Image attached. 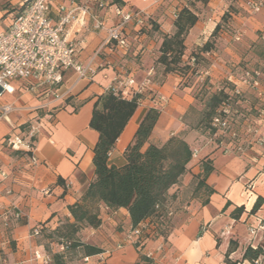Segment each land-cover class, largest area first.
I'll use <instances>...</instances> for the list:
<instances>
[{
    "label": "crops",
    "instance_id": "1",
    "mask_svg": "<svg viewBox=\"0 0 264 264\" xmlns=\"http://www.w3.org/2000/svg\"><path fill=\"white\" fill-rule=\"evenodd\" d=\"M28 1L12 0L10 4L23 7ZM81 1L91 6L92 0ZM121 1L125 11L151 17L158 30L152 33L155 42H147L149 38L145 35L131 33L137 27L134 22L127 25L124 34L128 42H136L129 52L116 50L117 54L126 56L133 52L138 57L126 64L120 62L107 46H103L105 33L92 31L89 22L86 29L72 38L77 43L74 62L80 66L92 62L95 68L90 80L77 82L73 73L68 71L57 90L58 94L70 90L62 99L42 93L33 96L17 83L12 84L13 93L0 98V105L15 108L13 113L0 119V264H42L33 258V253L39 251L43 255L44 247L50 254L62 253L59 244L31 237L30 233L35 226H42L50 232L64 221L72 222L67 207L77 202L93 179L92 151L98 138L88 126L93 103L105 94L115 76L128 75L137 82L142 81L149 70H153L155 53L152 49L160 45V34L170 35L173 31L175 0ZM59 5L68 7L70 0L49 3V16L53 21L57 19ZM209 5L215 11L199 18L190 29L185 40L188 48L205 43L217 23L215 13L225 8V0H209ZM7 13L0 0V25L5 24V27L9 21ZM93 13L107 28L118 22L111 7L93 9ZM233 18L238 30L252 25L239 14ZM223 38L229 41L227 35L224 34ZM148 90L166 99L148 143L161 146L171 136L184 133V140L195 148L197 133L188 131V125L183 121L193 104L188 90L180 89L177 77L171 75H167L161 84L152 83ZM151 107L150 96L141 95L137 110L108 155L109 165L120 167L125 163V149L132 142L141 118ZM29 120L37 126L33 138L36 166L30 164L28 155L14 153L4 142L10 135L21 136L19 127ZM213 167L214 171L205 184L215 193L207 198V204L202 205L199 198L190 196L189 172L169 191L175 196L170 202L173 226L165 240L149 236L142 240L141 251H137L132 243L124 241L131 228L127 212L123 209L109 212L101 207L100 226L84 229L79 239L102 253L85 257L77 250L64 251L67 264H144L140 255L148 253L153 264H225L224 254L230 240L237 243L230 260H238L247 246H257L264 239V173H259L260 164L244 157L220 156L215 159ZM194 171L197 169L191 173ZM248 184L250 187L245 189ZM258 197L263 200L258 211L248 214ZM241 206L244 213L238 220L232 219L230 213ZM16 213L18 219L14 218ZM251 228L256 230L255 236L249 234ZM119 245L121 248L116 249Z\"/></svg>",
    "mask_w": 264,
    "mask_h": 264
},
{
    "label": "trees",
    "instance_id": "2",
    "mask_svg": "<svg viewBox=\"0 0 264 264\" xmlns=\"http://www.w3.org/2000/svg\"><path fill=\"white\" fill-rule=\"evenodd\" d=\"M234 4H242L246 11L248 0H232ZM109 5L123 7L121 0H109ZM173 20V31L170 35L160 34L161 43L158 49V58L155 63L162 66L161 77L178 71V65L188 52L185 40L190 29L197 23L199 15L185 6L176 12ZM231 16L232 14L229 13ZM143 20L146 17L142 16ZM134 22V21H133ZM220 26L216 23L210 38L216 35ZM157 30V27H154ZM158 31V30H157ZM156 32V31H155ZM127 50H130V43L125 34ZM210 40L198 48L200 54H206L210 50ZM112 52H117L112 46H108ZM189 60L193 58L188 55ZM128 76V75H125ZM124 76V77H125ZM156 75L151 77V82L161 84L163 80L157 81ZM132 77V76H131ZM180 88V87H179ZM191 93L190 88L183 87ZM232 91V89H231ZM155 93L147 90L145 95L153 96ZM141 96H134L132 99H124L119 94L105 92L96 98L93 103L92 113L89 120V128L98 135L97 142L93 148L92 164L94 167L93 179L82 191L77 202L67 207L72 222L64 221L53 231L46 232L40 226L39 234L36 238H43L63 246L62 253L50 254L47 248H43L42 253L49 259L48 264H67L64 251H79L85 257L95 256L102 251L98 248L84 244L79 239L80 232L86 228L96 229L101 224L100 208L103 207L109 212L123 209L127 212L131 228L146 225L147 231L133 246L137 251H141V243L149 236L152 239L165 240L173 226L170 214V202L175 197L169 191L179 185L183 176L188 173V165L191 163V154L194 148L184 140V133L171 136L163 145L154 146L148 143L151 132L158 120L160 110L149 108L141 118L132 142L124 152L125 163L120 167L109 165L108 155L113 150L116 141L127 126L128 122L138 108V101ZM231 101L228 92L223 88L214 92L204 103V107L198 115L197 126L210 130L215 134L217 131L228 133L230 131L229 118L224 111ZM215 119L225 123V127L217 130L213 127ZM29 126H21L20 130L25 134ZM197 132V131H196ZM198 133V132H197ZM28 155L26 152L13 151ZM212 160L200 162V172L193 177L197 183L193 192L204 189L206 200L202 205L207 204V198L215 192L209 188L205 181L213 173ZM193 185V182L191 183ZM191 187V186H190ZM193 196V195H192ZM194 197V196H193ZM262 199L258 197L248 214L252 215L258 211ZM228 206V203L225 207ZM244 213V208H235L230 217L238 220ZM157 220H165V227H157ZM237 249V243L230 240L226 253L224 254L225 264H240V261H231L230 255ZM84 257V258H85ZM264 259L263 248L260 246H247L242 254V261L254 262L257 258ZM140 260L144 264H153L150 258L140 255Z\"/></svg>",
    "mask_w": 264,
    "mask_h": 264
},
{
    "label": "rangeland",
    "instance_id": "3",
    "mask_svg": "<svg viewBox=\"0 0 264 264\" xmlns=\"http://www.w3.org/2000/svg\"><path fill=\"white\" fill-rule=\"evenodd\" d=\"M11 1L1 0V7L8 10L6 19L9 18V21H7L6 26L23 10V7H19V5L12 6ZM175 1L174 10L176 12L187 6L198 14L199 18H204L209 11H215L209 5V0ZM240 4L242 3L240 2ZM240 4H234L232 0H225V8H222L218 14L213 12L220 28L215 36L207 39L210 40L211 46L209 52L206 54L198 52V48L204 43L187 47L188 52L185 53L181 64L178 65V71L171 74V76L177 77L180 88H190V95L193 98V104L189 107L186 116H183V121L187 123L188 131L198 132H196V147L194 148L198 151V156L191 160L188 165V172L190 173L189 186H191L189 194L201 201L207 197L205 190L202 188L193 192L194 185L197 183L193 177L200 172L201 161L212 160L214 165L215 159L220 156L250 158L260 164L259 173H264V20H262L264 10L259 16L258 14L251 15L243 7H240ZM91 6L93 9H97L96 3L91 2ZM229 13L232 15L230 16ZM238 14L240 18L249 21L252 25L242 27L243 30H238L234 25L235 19L233 18L234 15ZM236 24L239 27L242 26ZM154 27L153 19L146 17L143 25L137 26L136 30H132L131 33L140 36L145 35L146 38H149L147 42L150 40L155 42L152 33H157V30ZM4 28L5 24L0 25V29L3 30ZM224 34L228 36L229 41L223 38ZM133 42L136 40H129L131 49ZM158 49L159 46L152 49L155 53L152 57V67L156 80L161 81L163 79L160 74L163 67L158 65L156 70L155 64H153L159 56ZM113 53L115 58H119L120 62L125 64L138 57L137 55L135 57L133 52L126 56H121L115 51ZM190 54L193 55L195 61L189 60L188 55ZM221 88L228 92L231 99L230 104L225 107L230 131L228 133L217 131L213 134L210 130L200 129L197 126L198 115L208 97ZM24 125L29 126V130L31 126L37 128L30 120ZM20 132L21 134L24 133L21 130ZM193 169H197V172L191 173ZM192 182L193 185H191ZM248 186L250 187L248 184L245 189H248ZM155 223L158 225L157 227H165V220H157ZM258 246L262 247L264 252V239L260 241ZM236 261H240V264H255V262L256 264H264L262 257L257 258L254 262H247L242 261L241 255Z\"/></svg>",
    "mask_w": 264,
    "mask_h": 264
},
{
    "label": "built area",
    "instance_id": "4",
    "mask_svg": "<svg viewBox=\"0 0 264 264\" xmlns=\"http://www.w3.org/2000/svg\"><path fill=\"white\" fill-rule=\"evenodd\" d=\"M51 1L29 0L20 14L13 18L8 26L0 30V98L5 94L13 93L12 84L17 83L25 92L33 96L42 93L62 99L70 93V90L62 94L57 93L63 84V76L66 72L71 71L77 82L90 80L95 74L92 62L84 66L74 62L77 53V43L72 38L74 34L86 29L87 24L91 22L92 31L105 33L106 41L103 46H112L115 50L126 51L125 27L133 21L137 26L144 23L141 13L125 11L123 7L115 5L110 6L109 0H92V2L96 3L99 9L111 7L114 16L118 19L113 27L107 28L93 13L92 7L81 0H70L68 7L59 5L57 19L53 21L49 16ZM263 10L264 0H248L246 11L249 14L257 15ZM175 14L173 13V18L176 17ZM152 76V69L140 82L131 76H115L106 92L119 94L122 98L130 100L134 96H141L147 92L152 85ZM150 102L151 108L161 110L166 99L154 94ZM14 111L15 108L12 105H0V119ZM224 114L227 112L224 111ZM213 127L220 130L225 127V123L215 119ZM36 134L37 128L31 126L26 134L10 135L4 142L11 151L28 153L30 164L36 166L38 161L34 156L35 147L33 145V138ZM197 156L198 151L192 150L191 158L195 159ZM14 218L18 219L19 214L16 213ZM39 230L40 226H35L30 236H38ZM144 231H147L146 225L130 228L124 241L134 244ZM255 232L256 230L251 228L249 234L255 236ZM120 248V245L116 247V249ZM145 256L150 258L151 254L148 253ZM33 258L41 261L42 264L49 263V259L39 251L33 253Z\"/></svg>",
    "mask_w": 264,
    "mask_h": 264
}]
</instances>
